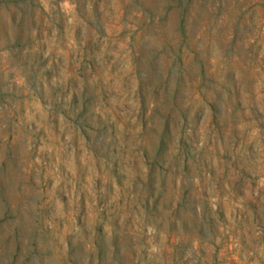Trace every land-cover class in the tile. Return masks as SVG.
Segmentation results:
<instances>
[{
    "label": "rangeland",
    "instance_id": "1",
    "mask_svg": "<svg viewBox=\"0 0 264 264\" xmlns=\"http://www.w3.org/2000/svg\"><path fill=\"white\" fill-rule=\"evenodd\" d=\"M0 264H264V0H0Z\"/></svg>",
    "mask_w": 264,
    "mask_h": 264
},
{
    "label": "trees",
    "instance_id": "2",
    "mask_svg": "<svg viewBox=\"0 0 264 264\" xmlns=\"http://www.w3.org/2000/svg\"><path fill=\"white\" fill-rule=\"evenodd\" d=\"M121 263V262H120Z\"/></svg>",
    "mask_w": 264,
    "mask_h": 264
}]
</instances>
